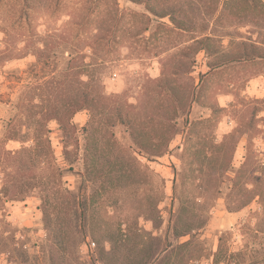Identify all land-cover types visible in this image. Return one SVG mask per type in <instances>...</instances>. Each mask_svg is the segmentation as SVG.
<instances>
[{"label":"rangeland","instance_id":"1","mask_svg":"<svg viewBox=\"0 0 264 264\" xmlns=\"http://www.w3.org/2000/svg\"><path fill=\"white\" fill-rule=\"evenodd\" d=\"M80 1L0 2V264H264V0H118L93 48L57 29Z\"/></svg>","mask_w":264,"mask_h":264},{"label":"trees","instance_id":"2","mask_svg":"<svg viewBox=\"0 0 264 264\" xmlns=\"http://www.w3.org/2000/svg\"><path fill=\"white\" fill-rule=\"evenodd\" d=\"M3 0H0V2H2ZM80 1V0H79ZM103 0H96V7L93 9V12L89 13V14H85L82 12V10H80L78 8V5L81 4V2L83 3V1L81 0L80 2H77L74 7L73 10H71L70 14H69V20L65 23H63L62 25H60V27H58L57 29H61V31L66 30V32H69L68 35L71 36L72 40L77 44H80L81 42H86L87 40L90 39V36H84V32L86 28H88L89 26H91L92 24L95 25V27L93 28V32L91 35L92 39H91V44H87V47H92L93 48V43L99 44L104 42L106 39L109 38V40L112 42V44L114 45H119L121 44V42H123L124 37L127 35L129 28L131 30V27L127 24H125V20H126V13L123 12L120 9V3L118 0H114L115 4H116V8L110 13V16L108 19H102L100 15H98V9H100V3ZM134 4H142V3H146V6L150 9L151 14H153L156 17H160V18H166L172 15V13L169 12V10H166L165 12H161L159 10V8L153 3L156 0H128ZM23 2V10L26 11V13H28L29 16V22L27 23L29 25V27H33L35 22H37V20L40 19V17H44L47 18L48 22L51 24L53 22H60L62 20V15L61 13L59 14V12L57 11H52L49 13H43V15H41L42 13V7H45L47 10H49V6L47 5H42L43 2H41V0H22ZM84 5V3H83ZM98 7V9H97ZM95 13V18L92 19V15ZM98 15V16H97ZM175 18H172V22L175 23ZM22 22L19 23L18 26H21L23 24H21ZM51 28V27H50ZM51 30L48 31V36L50 37L53 33V31H58V30ZM87 31V30H86ZM89 34V33H88ZM65 35V34H64ZM211 37H204L200 40H197L198 43L202 44V46L198 49V52L201 51H205L208 48H205L204 45H206L209 41H211ZM36 44V43H35ZM61 45V44H60ZM57 47V46H54ZM38 47L37 46H33V48H31L34 51H37ZM21 53V50L19 51ZM15 53L16 56H20V54H18V52H12ZM81 60L82 65L80 66V71L83 73H91V63L87 61V55L83 54V52H79L77 55L73 56L72 59L70 60V63L72 61H78ZM107 63V62H106ZM103 62L101 64V66H103ZM172 91L173 94L176 96H179V91H180V87L178 86H174L172 87ZM97 102V100L93 97H91V93L87 90L84 89L82 87V89L79 92V97L77 100V106L75 109L73 110H67L69 118H63L61 116H59L60 118H57V121L60 123L62 130H66L68 125H70L72 123V119L75 115H77L80 112H90V114L92 113V117H93V108L95 106V103ZM60 109L54 108L53 109V113H57L56 115H60ZM48 112V111H47ZM52 119L49 120V122ZM69 120V121H67ZM140 146H142V144H139Z\"/></svg>","mask_w":264,"mask_h":264}]
</instances>
